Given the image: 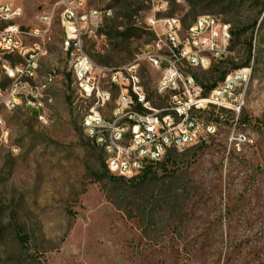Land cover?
Here are the masks:
<instances>
[{"label":"rangeland","instance_id":"1","mask_svg":"<svg viewBox=\"0 0 264 264\" xmlns=\"http://www.w3.org/2000/svg\"><path fill=\"white\" fill-rule=\"evenodd\" d=\"M59 2L22 0L21 26H37L48 13L54 17L36 84L48 74L57 79L45 93L52 99L46 126L23 104L12 111L0 106V264H264V0H166V11L156 14L158 20L179 17L183 34L203 15L242 32L226 59L187 70L202 86L246 61L251 35L252 74L240 91V114L211 108L199 115L217 127L216 134L166 156L164 167L156 165L158 177L140 184L95 181L101 151L86 136L83 121L89 113L106 115L118 91L105 108L81 91L62 49ZM152 2L89 0L92 8L113 11L97 38H83L96 65L120 68L155 39L147 21ZM127 28L136 29L135 35L122 41ZM113 48L128 49L121 54L127 59L103 64ZM4 62L20 59L0 56L2 89L10 86ZM141 74L153 104L164 107L156 94L161 74L145 63ZM240 135L251 142L238 147L231 139ZM181 219L180 236L175 225ZM16 228L23 229L26 244Z\"/></svg>","mask_w":264,"mask_h":264},{"label":"built area","instance_id":"2","mask_svg":"<svg viewBox=\"0 0 264 264\" xmlns=\"http://www.w3.org/2000/svg\"><path fill=\"white\" fill-rule=\"evenodd\" d=\"M152 3L153 13L147 21L155 39L131 63L109 68L92 61L83 48V38H97L104 17H111V11L92 8L89 0L59 2L62 49L70 56L81 91L102 108L110 105L109 92L118 91L117 104L106 115L89 113L83 121L86 136L103 152L108 172L116 177H137L170 152L183 151L215 135L217 127L202 121L199 115L211 108L240 114L244 105V93L240 91L251 79V66L246 73H237L236 69L232 77L207 92L187 70L208 69L213 62L231 55V26L216 16L203 15L183 34L179 17L156 18L157 13L166 11V0ZM23 12L22 0H0V53L8 49L14 51V58L25 59L24 68L13 73L11 87L0 88V98H4L0 106L12 111L13 104L23 103L41 113L47 111L46 104L52 103L45 95V86L53 85H45L47 77L41 85H26V77L32 73V65H40L45 42L53 36L54 17L48 13L39 25L23 27L18 23ZM160 25L162 31L158 30ZM138 63L161 74L162 86L156 94L166 101L164 107L155 106L150 95L141 94L139 77H133V64ZM231 141L238 147L251 142L243 135Z\"/></svg>","mask_w":264,"mask_h":264},{"label":"trees","instance_id":"3","mask_svg":"<svg viewBox=\"0 0 264 264\" xmlns=\"http://www.w3.org/2000/svg\"><path fill=\"white\" fill-rule=\"evenodd\" d=\"M117 2L120 1V0H116ZM257 27V22H255L252 26V32H254L255 28ZM134 30L136 29H126L125 32L123 34V37L121 38L122 41H127L129 40L132 36L135 35V32ZM231 34H232V41H231V49L234 47L233 45L236 43V39L238 40L241 35H242V32L241 31H234V30H231ZM123 44V43H122ZM246 51H247V54H248V58L246 59V61L241 65V66H238V67H235V69H238V68H242V67H248L251 65V59H252V53L254 51V38H253V35H251L246 43ZM121 46V45H120ZM119 46V47H120ZM122 49V48H121ZM118 49V48H113L112 51L110 52L111 55H109L108 58H106L105 60H102L101 62H103V64L105 65H108L110 64L114 58H119L121 61H124L125 59H127V55L126 57L121 55V54H129V50L127 49ZM127 52V53H126ZM229 73L227 72H222L221 73V76H220V79L218 82H214L212 85H209V86H203L205 87V89L208 91L214 89L215 87H217L225 78L226 76L228 75ZM68 78H70V75H68ZM8 79V78H7ZM9 81V79H8ZM29 109V108H28ZM31 112H32V116L36 119V111L32 110V109H29ZM101 151V150H100ZM203 152V150L201 151ZM175 153V151H172L170 152L168 155H167V159L166 160H169L170 157ZM157 165H160L161 167H164V162H160L158 163ZM158 177V173H157V170H156V166H150L147 168V170L145 172H143L141 175L137 176V177H134V178H131V179H127V178H124V177H116V176H113L111 175L107 168H106V165H105V159H104V155H103V152L101 151V157H100V171L98 174L95 175V181L96 182H103L104 180H107L109 182H111L112 184H122V183H133V182H138L140 184V182H145L147 180H150V178L152 177ZM142 184V183H141ZM182 225H183V220H179L177 222V224L175 225V228L176 230L180 233V236L182 234ZM16 232H17V228H16ZM18 237H19V240L21 242L22 245L26 244L27 243V237L23 234V229L20 228L18 230Z\"/></svg>","mask_w":264,"mask_h":264},{"label":"bare ground","instance_id":"4","mask_svg":"<svg viewBox=\"0 0 264 264\" xmlns=\"http://www.w3.org/2000/svg\"><path fill=\"white\" fill-rule=\"evenodd\" d=\"M105 11H111V17L113 16V11L112 9H105ZM111 17H104V21L110 19ZM51 44V38L49 39V41L45 42V54L42 56H39V63L41 62V59L43 57H45L48 54V48ZM148 45H151L148 44ZM0 56L2 57H12L14 58V51L8 50V49H1V53ZM6 59V58H5ZM20 62L18 63H6L4 62V70L6 71V74L8 75L9 79H10V86L12 84V79H13V73H16V69H22L25 66V59L24 58H19ZM141 64L142 63H138V64H133V77H139V90L141 91V94L143 95H149L144 84H143V78H142V74H141ZM40 70V65H32V73L28 74V76L26 77V85H41V83L36 84V80H37V76H38V72ZM247 72V67L245 68H241V69H237V73H246ZM47 78H45V85H52L55 82V77L53 76V74H48L46 76ZM227 77H232V73L229 74ZM162 86V78L160 79L157 87H156V93H158V91H160V87ZM51 86H45V93L50 89ZM111 99V92H109V100ZM4 104V98H0V105ZM19 104H23V103H15L12 105V108L17 107V105ZM37 115V120L39 123H41L42 125H48L50 122L49 119V113L48 111H41V113H36ZM1 121V119H0Z\"/></svg>","mask_w":264,"mask_h":264}]
</instances>
